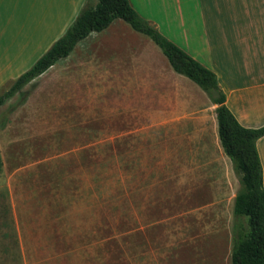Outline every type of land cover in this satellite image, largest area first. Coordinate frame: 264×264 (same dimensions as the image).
I'll return each instance as SVG.
<instances>
[{
	"label": "rangeland",
	"instance_id": "374dc122",
	"mask_svg": "<svg viewBox=\"0 0 264 264\" xmlns=\"http://www.w3.org/2000/svg\"><path fill=\"white\" fill-rule=\"evenodd\" d=\"M116 25L117 39L89 34L24 86V102L0 106V264H230L238 176L224 159L194 157L180 104L202 92L147 37ZM23 33L0 60V94L55 31H32L31 44ZM146 83L176 87L169 122L143 110Z\"/></svg>",
	"mask_w": 264,
	"mask_h": 264
},
{
	"label": "crops",
	"instance_id": "0c3cea01",
	"mask_svg": "<svg viewBox=\"0 0 264 264\" xmlns=\"http://www.w3.org/2000/svg\"><path fill=\"white\" fill-rule=\"evenodd\" d=\"M84 1L0 0V43L7 47L6 53L0 52V60L3 56L2 62L7 61L8 50L22 31V36L30 44L32 31H45L46 39L48 30L55 31L50 43L52 44L73 21ZM127 3L141 19L173 40L191 58L214 73L225 97L224 104L240 126L258 128L264 125V0H127ZM175 5H184V9H173ZM119 22L122 21L111 22L100 32L105 33V40L109 34L117 39L121 28L116 23ZM174 29L183 30L181 40ZM100 33L94 36H99ZM95 46L98 49L100 44ZM97 49L91 62L101 60L97 57ZM45 50H42L41 55ZM111 61L109 59L106 63ZM91 69L95 71L101 68L93 65ZM162 74L170 79L171 71L165 66ZM167 86L168 88L164 86L161 90L154 83H146L137 88L139 99L144 101V105H149L146 109L143 107V110L149 111L148 117L152 121L158 120L159 125L163 124L161 122H169L164 117H170L168 111L175 103L172 99L176 87L169 84ZM127 93L136 94L134 90ZM143 94H150L151 97L145 100L146 96H141ZM187 100L180 104L185 105L183 109L187 107L188 119L184 124L190 128V141L196 154L194 157H200L201 161L213 157L217 160L224 159L228 163L217 137L215 105L203 92L199 95V101ZM255 147L264 191V136L256 141Z\"/></svg>",
	"mask_w": 264,
	"mask_h": 264
},
{
	"label": "trees",
	"instance_id": "16d2710c",
	"mask_svg": "<svg viewBox=\"0 0 264 264\" xmlns=\"http://www.w3.org/2000/svg\"><path fill=\"white\" fill-rule=\"evenodd\" d=\"M115 20L147 37L160 50L171 71L192 82L215 105L218 141L232 171L238 176L239 185L232 202L234 224L230 264H264V191L255 147L256 141L264 136V125L258 128L240 126L224 104L225 97L214 73L163 38L130 8L127 0H86L62 35L0 94V106L14 95L24 102V86L66 58L90 33L103 31Z\"/></svg>",
	"mask_w": 264,
	"mask_h": 264
}]
</instances>
